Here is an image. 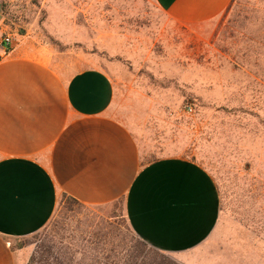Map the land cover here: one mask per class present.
<instances>
[{"label":"rangeland","instance_id":"374dc122","mask_svg":"<svg viewBox=\"0 0 264 264\" xmlns=\"http://www.w3.org/2000/svg\"><path fill=\"white\" fill-rule=\"evenodd\" d=\"M0 2L10 49L111 75L144 162L182 155L202 164L233 233L221 257L264 264V0H232L192 28L175 25L151 0ZM136 238L120 202L78 206L61 197L44 228L11 246L20 264H114L132 252L163 260Z\"/></svg>","mask_w":264,"mask_h":264},{"label":"crops","instance_id":"0c3cea01","mask_svg":"<svg viewBox=\"0 0 264 264\" xmlns=\"http://www.w3.org/2000/svg\"><path fill=\"white\" fill-rule=\"evenodd\" d=\"M151 1L183 28L232 2ZM5 33L0 2V264H20L12 239L44 228L63 194L90 206L120 202L132 232L181 264H233L219 253L233 233L212 174L182 155L144 162L107 71L7 51Z\"/></svg>","mask_w":264,"mask_h":264},{"label":"trees","instance_id":"16d2710c","mask_svg":"<svg viewBox=\"0 0 264 264\" xmlns=\"http://www.w3.org/2000/svg\"><path fill=\"white\" fill-rule=\"evenodd\" d=\"M7 51H9V48L7 49ZM63 198H66V200L73 204V205H78V206H84L85 204H82L80 203L78 200L66 195V194H63L62 196ZM134 241H136V244L140 247L141 250H146L148 249L149 253H152L154 254L155 256H159L160 258H163L162 261H157L156 259L154 258H149L147 257V255L145 256H142V255H135V252H132V253H128L123 261L120 262H117V263H114V264H176L170 260L167 259L166 256H164V254L154 248H151L149 247L144 241L140 240L139 238H136ZM112 253L113 252H116V250H113L112 248ZM143 252V251H141ZM122 259V258H121ZM119 261H120V258H119Z\"/></svg>","mask_w":264,"mask_h":264},{"label":"built area","instance_id":"2783aa9c","mask_svg":"<svg viewBox=\"0 0 264 264\" xmlns=\"http://www.w3.org/2000/svg\"><path fill=\"white\" fill-rule=\"evenodd\" d=\"M2 45H3L6 49L10 48V46H11V38H10V36H5V37H3V39H2Z\"/></svg>","mask_w":264,"mask_h":264}]
</instances>
